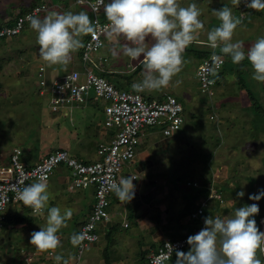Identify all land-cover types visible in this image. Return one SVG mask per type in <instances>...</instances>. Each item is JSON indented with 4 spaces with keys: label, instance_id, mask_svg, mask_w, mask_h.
<instances>
[{
    "label": "crops",
    "instance_id": "0c3cea01",
    "mask_svg": "<svg viewBox=\"0 0 264 264\" xmlns=\"http://www.w3.org/2000/svg\"><path fill=\"white\" fill-rule=\"evenodd\" d=\"M105 1L106 3L109 2V0ZM42 3L45 4V2ZM8 5H12L10 7L13 8L10 9V12H7L9 15L15 10L13 17H4L2 15L4 11L6 12V10L9 9ZM14 5L15 4H12L9 1V3H6V7L1 9L0 25L14 20L18 14L24 12L25 7H31V4H25L24 8L23 6L22 8L17 7V4L15 6ZM1 6H4V0L1 1L0 8ZM101 16H103V13ZM8 40L11 41V39ZM82 41L84 44L85 38ZM195 44H198V46L203 50L209 52L212 50V48L209 47L207 40H204V42L199 44L195 39L186 49L196 47ZM201 44L203 46H201ZM82 49L83 47L78 50V62H74L73 67L66 73L75 69L83 70L85 66L82 61ZM7 52H15V55L17 52H21L20 59L15 63V66L19 69V71H17L18 75H15L14 73L16 72V69L13 71L17 80L16 84L21 82H18V79L23 77V74H27L25 71L27 65L25 59H29L30 62L28 63H30L33 69L36 70V73L40 65H45L48 69L49 76L63 75L58 73V69L55 68V66H48L44 61H42L39 56V46L36 48V51L24 48L17 50L11 49ZM188 55L190 56V53H187L184 57H187ZM227 58H229V56H226V61ZM195 60L199 61L197 62L198 67L201 59L196 58ZM105 72L123 76V72L120 71L105 70ZM221 72L217 73L215 77V89H219L218 95H224V98L217 101V103L212 102V100L210 102L211 108H215L216 110L224 108V113L218 114L216 112L209 115L210 121L213 122L214 125H212L214 133L213 136L208 134V139H206L207 135L193 134L192 132H194L193 130L195 129L192 130L190 128L187 135L188 138L191 136L198 142H204V148L207 146V141L211 144L215 141L216 143H219L218 146H215L214 152L205 148L204 151L208 150V155L207 160L202 161L203 168L198 170L200 171V177L198 178L197 174H194L193 178L188 179L186 182L187 187L182 189V182L180 181V177L174 167L178 163L177 161L179 159L173 150V146L176 145L172 140L174 135L165 136L162 129L159 127H145L140 135V142L137 147L135 158L125 164L126 166H129L128 171L125 172L122 170L120 174V178H126L128 176H133L135 178V180H133V184L135 185L134 199L125 204L121 203L114 193L112 194V203L110 208L111 220L100 225V229L104 231V237H102L98 242L90 245L84 251L82 257L83 264H148L150 255L155 253L164 241L167 239L180 238L193 231L196 226L194 222L197 221H192L190 219V213L196 210L202 201L209 198L211 194L221 196L223 202H220L218 199L210 200V204L206 212L207 216L211 215L215 217L219 215L223 217L225 215H231L234 211V207L239 208L253 203L258 204L259 213L257 215L264 211V198H261L258 201L249 199V196L259 194L262 190H264V175H261L260 173L262 171L264 172V170H260L259 166L255 168L251 167V164L256 161L244 166L240 163V161H238V159L235 161L234 159H230L232 158L233 153L228 148V138L232 140L240 138V140H242L241 137L244 133L250 136V141L248 140L247 142L255 140L256 130H254V123L256 121L254 118L249 121L248 119L247 121L244 120L242 118L244 114L241 112L243 110H240L241 108H250L252 103L249 101L250 98L248 95L247 97L245 96L246 94H244V97L241 98L242 102L239 103L236 101L239 99L238 91L234 90L232 85H230L227 81V78L225 77L226 69L223 68ZM121 81L124 83L123 79H121ZM235 82L237 83V81ZM37 83L36 86L39 94L40 86ZM238 84H240V82H238ZM14 85L15 84L11 83V88L3 91L2 95L6 97L14 95ZM17 91L22 93L24 91V87L22 86V89L19 90L17 86L16 92ZM144 93L149 95L147 91H144ZM242 93H245V91ZM149 96L157 98L161 95L154 96L151 94ZM105 105L106 101L97 99L91 95L86 102L81 103L80 105H76L71 108H62L56 113L51 111L52 115L49 118V121H45L42 127L43 136L39 140L41 144H38V146H47L49 148L36 160H33V155H31L32 153L30 151L33 149L35 150L36 147L28 146L31 149L29 150L31 154H26V156H24L25 154L23 155V158L28 159L25 160V162L23 161L25 165H34L40 162L49 153L57 150H66L71 155L86 163L96 161L98 159L97 149L99 144L104 141L110 142L116 132L114 129H108L104 126ZM248 122L249 124L246 125ZM203 128L205 129V127ZM241 132L243 133L241 134ZM156 133L161 134V137L158 140H155ZM17 141L19 143H27L28 140H26V138H19ZM144 141L146 142L144 143ZM18 142H13L14 144L12 143L11 145L8 144L6 147H1L2 144L0 143V150H3L0 152V163L9 161L10 153L14 147L19 145ZM184 142L185 141L179 142L178 144L183 146L182 143ZM249 145L250 143L246 149L253 154L254 151L249 148ZM196 146L198 147L197 154H199V156L196 158L195 156L190 157V161L193 160L192 167L194 164L199 167L200 159L202 158V154H204L203 149L201 147L199 148V145ZM219 147L226 148V151H222ZM182 153L181 157H184L187 161L189 148L186 146L182 147ZM222 153H225L226 157L228 156V158L223 157L225 158L223 161L222 156L224 155H220ZM243 153L250 157V154L246 150H244ZM258 161L259 160H257V162ZM134 164L137 165L136 168H130V166ZM252 166L255 165L252 164ZM65 169L64 167H60L62 173L58 174L57 182L62 186L63 191L71 192L73 194V198H70L69 203L71 205H75V207L79 210L84 208L85 214L87 213L86 216L76 224L77 229L75 234H78L81 226L87 219L88 214L91 213L93 209V205L95 203V189L92 187L85 190H71L69 187L70 178L67 180V175L64 174ZM252 169L254 175H250V177H248L251 178V183L244 182V178H242L244 172H248ZM189 170L192 172L191 169ZM241 178L244 183L243 186L238 189V181H240ZM49 181L46 183L47 185L49 184ZM194 183L197 185H194ZM245 183H247V186ZM248 184L250 185L248 186ZM236 189L238 192H236ZM189 190L190 192H193L192 196L196 200L197 204L196 202L192 205L188 203ZM88 191L91 193L90 195L87 194ZM241 191L244 192V196L238 197L237 193ZM88 198H91V200L88 201ZM114 201L118 204L115 205ZM113 205H115V210H112ZM14 207H17V205H12L7 214H11L12 212L10 210L14 211ZM257 215L251 217V219H255L259 230L262 232V226L256 219ZM25 225L26 224L24 223L16 225L6 223L0 224V264H25L24 259L26 256L30 257L34 264H53L54 262H57V255H60L64 260H67L68 263H72L70 257L73 256L74 253L70 251V241H67L66 235H62L60 233L58 234L61 242L60 247L52 252H39L34 246L30 247L28 242L26 249L27 252L23 250V252H25V255L23 256L21 255L22 253L16 251L8 244L7 247L4 248V229L7 227L12 228V226L22 229L26 228ZM119 230H121L120 233ZM114 236L115 239H113ZM187 249H189V247ZM187 249H185L184 252H186ZM257 257L264 261V254L258 252ZM175 262L176 256L172 257L168 264H175ZM75 264H79V261Z\"/></svg>",
    "mask_w": 264,
    "mask_h": 264
},
{
    "label": "clouds",
    "instance_id": "9594fccd",
    "mask_svg": "<svg viewBox=\"0 0 264 264\" xmlns=\"http://www.w3.org/2000/svg\"><path fill=\"white\" fill-rule=\"evenodd\" d=\"M99 3L108 21L109 34L123 37L128 42L122 46L123 54L132 60L142 58V79L131 85L132 90L144 92L168 88L173 77L182 71L185 49L196 39V33L205 27L197 4L184 7L178 0H109L107 3L99 0ZM240 3L241 0H232L236 7ZM245 3L249 9L264 10V0H245ZM212 13L221 23L207 32V41L212 48L210 53L219 49L220 54L229 56L235 65L247 59L252 79L264 83V37L258 38L246 50L241 41L233 42L235 30L242 20L233 15L232 9L225 5ZM26 19L36 33L39 56L48 66L67 65L72 54L84 46L82 38L95 36L98 28V22L85 11L50 12L43 18L33 15ZM110 51L114 57L119 54L115 48ZM209 72L216 76L215 67ZM180 83L177 80L174 86ZM133 180V176H128L110 183V190L121 203L127 204L134 199ZM237 195L243 197L244 192ZM261 198H264V190L249 196L255 201ZM17 199L32 210L33 216H43L47 208L45 226L31 234L30 244L39 252H52L60 247L58 232L67 226L72 211L66 209L62 212L58 206L47 207L49 194L47 184L42 181L18 188ZM258 213V204L253 203L234 207L231 215L205 217L204 227L188 237L187 252L172 248L176 254L175 264H264L257 257L258 252L264 254V232L259 230L255 219H251ZM261 215L256 217L258 222ZM83 239V234H74L71 243L79 246ZM56 261L57 264H68L60 255L56 256Z\"/></svg>",
    "mask_w": 264,
    "mask_h": 264
},
{
    "label": "rangeland",
    "instance_id": "374dc122",
    "mask_svg": "<svg viewBox=\"0 0 264 264\" xmlns=\"http://www.w3.org/2000/svg\"><path fill=\"white\" fill-rule=\"evenodd\" d=\"M1 1L2 0H0V4ZM9 1L12 4L15 5L17 4V7L19 8H22V6L24 8L25 4H31L32 6V3L34 4L35 2L37 3L45 2V4L47 3L46 5L48 6V11L46 12L47 14L50 12L63 13L65 11H72L74 13H78L80 11H85L88 13L91 19H93L94 16L88 4H78L77 0H4V6H1L0 11L2 8L6 7V3H9ZM178 2L181 4V6L184 7L188 6L191 3H196L198 8L200 9L201 11L200 19L204 22L205 27L203 30L196 33L195 40L199 44L204 42V40H207L208 31L212 30L215 27H218L219 24L221 23L213 15L212 10H219L223 8L225 5H227L232 9L234 16L242 20V24L238 26L237 29L235 30L233 36V42L241 41L244 44L245 49L247 50L251 46V44H253L258 38L264 37V10L256 11L252 9L248 13L246 12L243 14L241 12V15H243L242 17L238 12L239 7L241 6L240 5L238 7L234 6L232 4V0H178ZM10 6L12 5H8L9 9H7L6 12L4 11L2 13L4 17L14 16L15 10L10 15L9 13H7L11 11L10 9H13ZM47 14L43 13L38 17L43 18ZM109 32L110 29L103 36L105 42L104 46L100 49V51L96 55V61L99 62L101 60L100 65H102L103 67H101L102 69H96L95 72L97 74H102L103 72H101V70L103 71L114 70V71L123 72V76L127 77L126 79L123 78V82L125 85L129 84L130 86V84L132 85L134 82H138L139 80L142 79V74L144 72L142 58L132 60L131 58L125 56L121 51V49L122 46L128 42L123 37L110 35ZM85 37L86 36H84L82 40ZM195 46L199 49H202L198 46V44H195ZM201 46L203 45L201 44ZM24 48L25 49L29 48L33 51H36V48H38V45L36 43V33L33 30H31L29 22L26 24L21 34L11 39V41H9L8 39H3L0 43V67H1L0 68V143L2 144L1 147H6L8 144L11 145L13 142H18L17 140L19 138H26V140H28L27 143L18 142L19 145L17 146L21 148L23 155L25 154L24 156H26V154L30 155L32 153L31 155H33V160H36L49 148L47 146L45 147L38 146V144L39 143L41 144L39 140L43 136L42 133L43 124L45 121L46 122L49 121V118L51 117L52 114L49 108V102L47 97H41L38 94V88L36 86L37 73L36 70L33 69V67L31 66V64L28 63L30 62L29 59H25L27 63L25 71L27 72V74H23V77H20L18 79V82L20 81L21 82L16 84L17 80L15 75H18L17 71H19V69H17L15 63L20 59L21 52L20 53L17 52L15 55V52L8 53L7 51H10L11 49L17 50ZM113 48H115L119 53L115 57L112 56L110 51V49ZM217 52H219V49H217ZM183 58L185 63L183 65L182 71L177 76L173 77V83L170 84L168 88H164L157 91H147V92L149 95L153 94L154 96H159L162 94L163 95L172 94L177 98H179L180 102L183 104L185 110L184 111L185 122L182 130L175 132V134H173L174 136L172 140L176 144L175 146H173V150L175 151V154L179 157L177 161L178 163L174 167L176 168L177 174L180 177V181L182 182V189L183 188L185 189L187 187L186 182L188 181V179H192L194 174H197L198 178L200 177V171L198 170L203 168L202 161L207 160V155H208L207 154L208 150L204 151L205 148L210 149L211 152L212 151L214 152L215 146H218L219 144L216 143V141L213 144L207 141V146L204 148L203 146L204 142H198L197 140H195L194 137L191 136L190 138H188L187 135L189 133V128L192 130L195 129L193 130L194 132H192L193 134L195 133V134L207 135L206 139H208L209 136L208 134H211L213 136L214 134L212 129L213 122L210 121L209 115L211 113H216V112L218 114H222L224 113V108L220 110L211 108L210 101L212 100V102L217 103V101L224 98V95L223 96L218 95L219 89L218 90L214 89L213 95H209L208 93H202L200 84L196 76L197 62L199 61L195 60L196 58L193 54H190V56L188 55L187 57L183 56ZM78 60H79V52L77 51L72 54L70 62L67 65H54V66L55 68L58 69L59 74H65L66 72L69 71L70 68L73 67V63L78 62ZM224 68L226 69L225 77L227 78V81L230 83V85H232V88L234 90L238 91L239 99L236 101H238L239 103L242 102L241 98L244 97V94H246V93H242L244 92V89H242V86L238 84V82H240L239 81L240 78L244 81L247 88L253 91V94L255 95L256 99L260 102L262 109H264V83H259L252 79V69L247 59L244 60L242 65L241 64L235 65L231 62V58L229 57L227 58ZM15 69L16 72H14L15 73L14 75L13 71H15ZM113 78H114L113 80L118 79V77L117 78L113 77ZM177 80L181 81V83L178 86H174L175 81ZM235 81H237V83ZM117 82H119V80ZM11 83L15 84L13 86L15 88V94L10 95L8 97L3 96L2 92L11 88ZM21 85L24 87V91L22 93H20L19 91L16 92L17 86L19 90L22 89ZM92 96L96 97L94 93H92ZM245 96L247 97V94ZM240 110H243L241 112L244 115L243 117L241 115L239 116L242 117L244 120L247 121L248 119L249 121L252 118L255 119L256 121L254 123V130H256L255 140L252 142H247L250 136L246 135L245 133L241 137L242 140H240V138L233 140L228 138V148L233 153L232 158L230 159H234V161L238 159V161H240V163L243 164L244 166H246L249 163L251 164L253 161L257 162V160H259L257 163L256 162L252 163L255 166H252L251 164V167L255 168L259 166L260 170H264V111L262 112L260 111L261 112L260 113L253 106H250V108H246V109L241 108ZM248 124L249 122L246 123V125ZM194 127H196L197 129ZM203 127H205L206 130ZM242 133L243 132H241V134ZM160 137L161 134L158 133L155 134V140L160 139ZM183 141H185L184 143H182L183 146H180L178 143ZM145 142L146 141H144V143ZM249 143H250L249 148H251V150L254 151L253 154L252 152L246 149ZM196 145H199V148L201 147L203 149L204 154H202V158L200 159L199 167L195 164L192 167L193 160L190 161V157L195 156L196 158L199 156V154H197L198 147ZM28 146L29 147L35 146L36 148L35 150L34 149L31 150ZM185 146L189 148V155L187 161L184 157H181L183 154L182 147ZM219 148L222 149V151H226V148L224 147H219ZM29 150H31L30 151L31 153L29 152ZM244 150H246L250 154V157L246 156V154L243 153ZM1 151L3 150L1 149L0 152ZM23 155H22V161L25 162V160L28 159L23 158ZM220 155H224L222 156V161L225 158H228V156L226 157L225 153H222ZM125 164L123 170L127 172L129 166H126ZM136 166L137 165L134 164L131 165L130 168L134 169L136 168ZM189 169H191L192 172ZM60 173L62 172L59 167L55 170L54 174L49 179L50 181L49 184L47 185V191L49 194V201L47 207L50 208V207L58 206L61 208L62 212L66 209L72 211L73 214L71 218L66 222L67 226L63 227L58 232V234L60 233L62 235H66L67 241L68 242L70 241L69 248L70 251L74 253V255L70 257L71 262L75 264L77 261H79V264H83V260H82L83 255L80 260L77 259L76 254L78 253L77 250L78 248L77 246L72 245L71 237L76 232L77 222L81 221L86 216L87 213L85 214L84 208L79 210L75 207V205H71L69 203L70 198L71 199L73 198V194L71 192L63 191L62 186L57 182L58 174ZM260 173L261 175H264L263 171ZM64 174L67 175V180H69L70 173L67 169H65ZM250 175H254L253 169L248 172H244V175L242 177L244 178V182L251 183V178H248L250 177ZM242 178L240 181H238V189L241 186H243L244 182ZM245 185L247 186V183H245ZM249 185L250 184H248V186ZM89 191L87 192L88 195L91 194ZM236 192H238L237 189ZM192 194L193 192H190L189 190L188 203L191 205L195 204L196 202ZM91 198L90 199L88 198L87 200L90 201ZM116 204L118 203L115 202V205ZM115 205H113L112 210H115ZM10 211L12 212L11 213L12 216L26 217L27 224L25 225L26 228H22V229L19 227L16 228L14 226H12V228H8V227L5 228L3 232V237H4L3 245L4 248H6L8 244L9 246L13 247L16 251L22 253L21 255L23 256L25 255V252H23V250L26 251L27 249V242L30 247H33L30 244L31 234L33 232L39 231L40 227L45 226L47 208L45 209L43 216H38V215L33 216L32 213H30V211L28 210V208L23 207L22 205H17V207H14V211L12 210ZM263 213L264 211L261 212V214ZM194 224H196L197 226L198 223L194 222ZM120 231L121 230H119V233ZM113 239H115V236L113 237ZM188 250L189 249H187V251Z\"/></svg>",
    "mask_w": 264,
    "mask_h": 264
},
{
    "label": "built area",
    "instance_id": "2783aa9c",
    "mask_svg": "<svg viewBox=\"0 0 264 264\" xmlns=\"http://www.w3.org/2000/svg\"><path fill=\"white\" fill-rule=\"evenodd\" d=\"M241 1L243 8L248 9L245 0ZM104 2L106 3L105 0ZM77 3L88 4L94 15L93 21L98 22L95 36L88 35L83 44L82 61L85 67L83 70L75 69L61 76H49L47 67L40 65L37 69L39 94L47 97L50 110L56 113L62 108H71L86 102L94 93L97 99L106 101L104 126L116 132L110 142L104 141L99 144L98 159L89 163L81 161L66 150H57L45 156L40 162L27 166L22 161L21 148H13L9 161L0 163V224L4 223L12 205L19 204L25 207L17 199L18 188L37 181L47 183L57 168L64 167L70 173L71 190L90 187L95 189L93 209L78 232L84 235L82 243L77 246V259L80 260L84 251L104 236L100 225L111 220L109 208L113 192L109 185L113 180L119 181L124 164L135 158L142 130L145 127H159L165 136H171L183 128L185 118L183 104L176 96L166 94L148 99L144 92L118 88L108 78L95 72L96 69L103 67L100 65L101 60L96 61V55L104 46L103 36L109 30L108 21L102 19L103 6L99 0H77ZM47 11L48 6L41 4L21 13L12 26L0 28V43L3 39H12L19 35L29 22L27 17L39 16ZM225 64V57L216 51H212L201 60L196 76L202 93L214 94L216 76H212L209 69L215 67L217 75ZM212 199L223 202L221 196L214 194L204 199L200 206L190 213V219L198 222L193 231L180 238L164 241L158 250L150 255L148 264H168L172 257L176 256L173 249L185 251L189 247L187 239L204 227V218L208 217L206 212ZM28 210L32 213L30 208ZM258 219L264 232V213L258 216ZM26 257L25 264H34L30 257Z\"/></svg>",
    "mask_w": 264,
    "mask_h": 264
},
{
    "label": "trees",
    "instance_id": "16d2710c",
    "mask_svg": "<svg viewBox=\"0 0 264 264\" xmlns=\"http://www.w3.org/2000/svg\"><path fill=\"white\" fill-rule=\"evenodd\" d=\"M249 2H250V0H249ZM41 5V4H44V3H35V4H33V6H31L32 8L34 7V6H36V5ZM240 6L241 7H239V13H240V15H241V12L243 13L244 11H245V13L247 12H249V11H251L252 9H244L243 8V2L241 1V4H240ZM31 7H28V8H24V12H27V11H29L30 9H31ZM24 12H22V13H24ZM238 12H237V14H238ZM21 14V13H20ZM20 14H18L15 18H14V20H12L11 22H9V23H6V24H3V25H0V28H2V27H4V26H12L14 23H15V20H16V18L20 15ZM43 14V13H42ZM238 16V15H237ZM94 17V16H93ZM102 19L103 20H106V18H105V16H104V13H103V16H102ZM93 20V19H92ZM26 26V25H25ZM25 28V27H24ZM23 31V30H22ZM21 34V33H20ZM18 36V35H17ZM16 37V36H15ZM15 37H13V38H15ZM12 38V39H13ZM87 38V36L85 37V39ZM187 53H190V54H194V56L196 57V58H199V59H201V60H203V59H205L208 55H209V51H206V50H202V49H199V48H197V47H191V48H189V49H185V51H184V53H183V56L184 55H186ZM244 62V61H243ZM243 62H241V65L243 64ZM221 73H223V72H221ZM102 75L103 76H105L106 78H108L109 80H110V82H112L116 87H118V88H121V89H124V90H130V89H132L131 88V84H130V86H129V84L128 85H125L124 83H122L121 82V79H123V78H125V76H122V75H115V74H109V73H107V72H103L102 73ZM112 77V78H111ZM113 77H115V78H117L118 77V79L117 80H113L114 78ZM127 78V77H126ZM125 78V79H126ZM119 80V82H117ZM239 81H240V84L239 85H241L242 86V89H244V91H245V93L248 95V97L250 98V101H251V103H252V106L257 110V111H264V109H262V107H261V104H260V102L256 99V97H255V95L253 94V91L252 90H250L249 88H247V86H246V84L244 83V81L242 80V79H240L239 78ZM125 88H127V89H125ZM144 95L146 96V98H148V99H152L153 97L152 96H149V95H146L145 93H144ZM162 96V95H161ZM160 96V97H161ZM154 98H156V97H154ZM260 112V113H261ZM4 223H6V224H11V225H16V224H19V223H24V224H27V219H26V217H16V216H12L11 214H7L6 215V218H5V221H4Z\"/></svg>",
    "mask_w": 264,
    "mask_h": 264
}]
</instances>
